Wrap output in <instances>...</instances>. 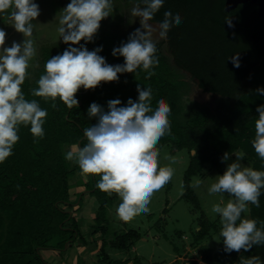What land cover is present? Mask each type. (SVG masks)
Returning a JSON list of instances; mask_svg holds the SVG:
<instances>
[{"label":"trees","instance_id":"obj_1","mask_svg":"<svg viewBox=\"0 0 264 264\" xmlns=\"http://www.w3.org/2000/svg\"><path fill=\"white\" fill-rule=\"evenodd\" d=\"M225 1L164 0L152 21H157L163 15L165 5L179 8L183 20L173 23L168 34L158 41L160 59L152 70L148 72L141 67L136 72L120 73L118 81H102L92 89L81 87L76 93L78 106L68 107L59 97L53 101L32 95V89L38 86L36 81L44 72L45 61L68 45L58 41L41 48L37 64L34 69H29L31 75L26 78L22 90L26 98L37 99L42 107L48 109L45 135L35 138L30 126L21 125L20 139L14 146L13 154L0 162V264H59L46 259L43 250L62 252L78 238L84 240L75 209L81 200L72 198L71 188L76 184L70 182L71 174L80 168L74 161L66 160L64 153L72 145L79 147L87 143L83 129L95 123L88 116L92 102L106 109L109 99L119 98L126 103L129 97L138 95L139 82L150 81L154 103L156 97L163 94L172 108L169 116L171 130L160 138L159 147L172 142L178 149H196L185 173L184 196L197 207H201L200 201L190 183L192 176L206 162L223 174L227 167L225 161L221 160L223 154L226 151L234 154L242 149L252 159L254 168H264V160L251 143L258 116L256 108L264 104V94L255 91L264 86V18L259 15L258 2L248 1L227 11ZM125 3L129 8L131 3L134 4L130 1ZM226 15L232 18L234 27L224 23ZM4 21L8 26L7 32H10L14 26L7 23L6 17L0 16V22ZM128 37L106 31L97 32L93 41L87 42V47L91 50L103 45L100 54L109 63H123L124 58L114 56L112 49ZM165 42L174 63L168 60L162 47ZM80 43L85 41L81 40ZM237 53L239 67L228 59ZM181 69L189 71L191 78L196 79L203 90L218 95L215 105L203 104L198 100L184 105L183 92L189 83L179 76ZM98 179L96 174H90L82 182L85 191L78 193L85 195L92 192L97 196L100 204L95 216L98 223L96 230L107 232V209L110 203L119 198V194L113 192L109 195L100 190L96 186ZM259 199V208L250 203V214L251 218L264 220V194ZM208 233L209 229L203 222L197 239ZM139 236L137 229H130L116 233L111 244L129 249ZM105 246L99 253L101 264H127L124 260L112 258ZM201 251L203 261L194 260L193 264H239L241 255H259L264 260V245L253 246L247 252L241 249L240 252L233 250L226 253L222 248L217 255L207 249ZM135 260L141 264L138 256ZM169 264H181V258Z\"/></svg>","mask_w":264,"mask_h":264},{"label":"clouds","instance_id":"obj_2","mask_svg":"<svg viewBox=\"0 0 264 264\" xmlns=\"http://www.w3.org/2000/svg\"><path fill=\"white\" fill-rule=\"evenodd\" d=\"M164 0H133L130 13L139 17L140 26L135 28L126 41L114 46L112 54L122 56L123 63L111 64L100 53L103 45L94 49L87 42L94 39L101 27V21L114 10V0H70L58 13L56 31L68 46L44 63V72L32 89L36 97H57L68 107L78 106L76 96L83 87L92 89L101 82L118 81L119 74L136 72L144 68L150 72L160 57L157 52L156 33L166 36L173 23L183 20L179 8L165 5L154 25L152 20ZM41 13L37 0H0V16L7 18L14 28L23 34L22 41H12L5 46L6 30L0 27V162L13 154L19 141L21 125L30 126L35 138L45 135L44 125L48 109L37 99L26 98L22 86L31 73L37 56V42L34 38L39 23H34ZM224 23L234 27L230 16ZM85 43L81 44L80 41ZM71 42V43H68ZM79 46H75V45ZM236 67L240 66L239 54L230 56ZM264 94V86L255 89ZM55 107V103H53ZM170 103L163 94L153 101L151 82L138 83V95L129 97L126 103L121 99H109L107 109L92 102L88 116L95 120L83 129L87 143L70 146L64 153L65 159L78 164L82 173L96 174V186L111 195L119 194L116 212L128 218L143 210L150 211L149 204L154 192L168 183L174 168L160 162L158 141L171 130ZM255 135L251 143L264 160V104L257 106ZM196 149H192L195 155ZM236 153V160L227 164L223 174H218L207 188L208 193H228L231 198L225 204L215 203L212 212L220 220V236L223 251L245 252L253 246L264 245V220L244 215L249 203L260 207V196L264 194V168L257 169L242 163L243 154ZM232 153L225 152L222 161H229ZM197 181V185H199ZM193 185V187L197 186ZM239 264H264L259 255L244 257Z\"/></svg>","mask_w":264,"mask_h":264},{"label":"rangeland","instance_id":"obj_3","mask_svg":"<svg viewBox=\"0 0 264 264\" xmlns=\"http://www.w3.org/2000/svg\"><path fill=\"white\" fill-rule=\"evenodd\" d=\"M126 1L133 2V0H114L113 13L101 21L98 32L106 31L111 34L117 33L120 36H129L135 28L140 26L139 17L131 15V8L125 3ZM37 2L41 8L40 15L34 20V23H39L34 36L38 53L30 69L35 68L43 46L58 41L64 42L56 31L57 16L70 0H37ZM117 5L123 7L118 8ZM133 6L134 4L131 3L130 7ZM152 22L154 25L156 24V21ZM5 24L6 21L0 22V27L6 30L5 46H10L14 40L22 41L24 39L23 34L17 30L13 32L12 29L7 32L8 26ZM156 35L158 41L163 40V35L158 33ZM162 47L168 60L174 63L168 44L165 42ZM180 71L179 76L189 83L183 92L185 106L191 100L215 105L218 99L217 94L203 90L198 81L191 78L189 71L184 69ZM236 152L243 154L242 163L253 167V161L246 152L242 149ZM191 157L192 151L187 147L178 149L172 142L163 144L160 147V162L174 168L172 179L154 192L149 204L150 211L147 213L141 210L131 217L124 218L116 212V204L120 197L110 203L105 223L107 232L96 230L98 223L95 216L100 204L97 196L92 192H87L85 195L78 193L85 191L83 183L91 173L85 174L78 170L75 174H71L70 182L76 184V187L71 188L72 198L81 200V204H77L75 209L80 219L84 240L78 238L74 244L62 252L44 249V257L59 264H101L99 253L104 244L112 258L124 260L127 264H137L135 260L137 256L141 259V264H169L178 258H181V264H193L194 260L203 261L201 249H207L213 255L221 253V249L224 247L223 239L220 236L221 225L218 214L212 212V206L215 203L225 204L231 197L226 192L223 194L208 193L207 188L215 181L216 176L221 174L210 162H206L203 168L192 176L190 183L199 198L201 207H197L192 200L185 197L184 178ZM236 158V153H234L225 163H231ZM197 181L200 182L199 185H197ZM193 185L197 186L193 187ZM245 216L251 218L250 203ZM203 222L209 229V233L203 238L197 239ZM130 229H137L140 233L133 246L129 249H121L111 244L116 233H123ZM105 241L107 242L103 243Z\"/></svg>","mask_w":264,"mask_h":264},{"label":"water","instance_id":"obj_4","mask_svg":"<svg viewBox=\"0 0 264 264\" xmlns=\"http://www.w3.org/2000/svg\"><path fill=\"white\" fill-rule=\"evenodd\" d=\"M248 1L258 2L259 15L264 18V0H226L225 8L227 11H231L233 9H236L240 4L246 3ZM12 31L15 32L16 29L13 28Z\"/></svg>","mask_w":264,"mask_h":264},{"label":"crops","instance_id":"obj_5","mask_svg":"<svg viewBox=\"0 0 264 264\" xmlns=\"http://www.w3.org/2000/svg\"><path fill=\"white\" fill-rule=\"evenodd\" d=\"M53 262H56V261H53Z\"/></svg>","mask_w":264,"mask_h":264}]
</instances>
